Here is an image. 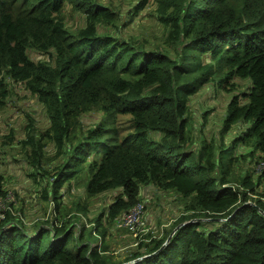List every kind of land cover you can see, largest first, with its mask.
I'll use <instances>...</instances> for the list:
<instances>
[{
	"label": "trees",
	"instance_id": "1",
	"mask_svg": "<svg viewBox=\"0 0 264 264\" xmlns=\"http://www.w3.org/2000/svg\"><path fill=\"white\" fill-rule=\"evenodd\" d=\"M145 2L127 13L101 0H0V105L20 82L48 120L37 137L25 127L26 160L56 178L52 195L79 179L91 205H101L92 211L79 199L73 218L32 226L6 209L0 264H264V196L253 198L257 182L237 171L264 159V0H155L151 15L164 35L155 47L124 35ZM242 79L248 87L231 94L220 124L210 108L191 112L204 85L233 92ZM150 183L184 196L182 214L157 236L117 228L126 247L116 254L115 222ZM108 190L113 200L96 203ZM82 213L87 223L77 225Z\"/></svg>",
	"mask_w": 264,
	"mask_h": 264
},
{
	"label": "rangeland",
	"instance_id": "2",
	"mask_svg": "<svg viewBox=\"0 0 264 264\" xmlns=\"http://www.w3.org/2000/svg\"><path fill=\"white\" fill-rule=\"evenodd\" d=\"M138 1L140 0H101V3L105 6L110 4L121 6L124 11L129 13L135 12L134 6L138 5ZM154 6L155 0H147V3L145 2L137 12L139 15H135L123 25L124 35L134 38L133 40L136 39V42L142 41L151 47L163 45L162 28L155 17L151 15ZM68 25L69 27H75L77 20L69 17ZM31 55L37 58L46 57V55L39 54ZM240 82L243 86L237 87L233 92H228L223 88L217 89L210 84L204 85L190 99L191 112H195L200 116L202 107L210 108V111L207 112L210 118H216L217 124H220L221 117L228 111L226 104L231 94L248 87L246 80L242 79ZM9 86L8 97L0 105V173L4 177V186L7 192V196L0 199V211L3 209L11 210L16 215L19 223L30 226L33 222L51 225L54 221L60 222V220H65L67 217L71 218L75 211L72 206L73 202L79 199L87 200L88 208L92 211L100 209V204L97 208L91 205L90 199L82 188L83 182L77 183L79 179L71 182V186H64L59 189V192L52 195L49 185L52 186L51 182L56 178L52 179L51 176L44 177L34 173L37 170L28 164L25 149L20 140L25 138L27 124H31L32 132L36 137L39 131L43 132L46 129L48 120L44 105L25 89L23 83L11 82ZM91 116L86 115L83 119L89 121ZM194 119L197 120L199 117L196 116ZM197 121L195 122L196 127H198ZM208 129L209 127H202L201 132L204 133ZM7 134H12V137L7 138ZM52 150L53 146L48 144L44 159L42 158L47 169H51L54 164L51 163ZM263 163L264 161L260 158L259 160L254 158V161L247 159L237 169L238 172H241L240 169H246L252 174L253 181L257 182L256 190L258 194L253 195V198L259 194L264 196V172L260 170V168L264 170ZM82 175H80V178ZM44 190H46L48 198L41 197ZM115 194L116 191L114 190L105 191L97 197L98 201L96 203H100L101 198H105L106 202L112 201ZM138 197L140 198L139 202L129 212L141 211L143 213L145 227L140 233L145 234L152 229L151 236L162 234L166 228L172 226L174 220L182 214L183 205L187 203L186 198L179 192L173 189H161L152 183L148 185L140 184ZM56 203L58 204L56 205ZM75 222L77 225H79L78 222L87 223L84 213L80 214L77 219L75 218ZM113 228L112 248L116 254H120L126 246L120 242L121 240L118 237L120 233L117 227L114 226Z\"/></svg>",
	"mask_w": 264,
	"mask_h": 264
},
{
	"label": "bare ground",
	"instance_id": "3",
	"mask_svg": "<svg viewBox=\"0 0 264 264\" xmlns=\"http://www.w3.org/2000/svg\"><path fill=\"white\" fill-rule=\"evenodd\" d=\"M135 205L133 207H131L128 211H125V212L121 213L120 216L117 218V220L115 222V225H116L117 228H127L129 231L133 232L134 234H141L140 232H142L144 230V227H145V222H144V219H143V213L141 211L140 212H136V214L141 218V220L144 222V224H143V222L142 223H137V222H133L132 223L131 221H128L127 218H124L127 213H130L129 211L131 209L135 208ZM5 210L6 209H3L2 211H0V219L3 217V214H4ZM126 223H128V224H126Z\"/></svg>",
	"mask_w": 264,
	"mask_h": 264
},
{
	"label": "water",
	"instance_id": "4",
	"mask_svg": "<svg viewBox=\"0 0 264 264\" xmlns=\"http://www.w3.org/2000/svg\"><path fill=\"white\" fill-rule=\"evenodd\" d=\"M246 203L251 204L250 201H246V202H244L243 204H246ZM237 210H238V207L235 208V209L233 210V212H232L228 217H226V218H224V219H228L229 217H231V216H232ZM217 219H219V220H223L222 218H217ZM189 221H190V220H189ZM186 222H188V221H186ZM183 223H185V222H180L179 224H177L176 226H174V228H173V229L169 232V234L167 235L165 241L160 245V247H159L156 251H158L159 249H161V248L164 247V245L170 240V238H171L172 234L175 232V230H176L178 227H180ZM153 253H154V252H152L151 254H153ZM129 262H130V261L125 262V263H123V264H128Z\"/></svg>",
	"mask_w": 264,
	"mask_h": 264
},
{
	"label": "built area",
	"instance_id": "5",
	"mask_svg": "<svg viewBox=\"0 0 264 264\" xmlns=\"http://www.w3.org/2000/svg\"><path fill=\"white\" fill-rule=\"evenodd\" d=\"M262 167L264 168V163H263ZM260 170L264 172V170L262 168H260ZM124 218H127L128 221H131L132 223L133 222H137V223H142L143 222L141 220V218L136 214V212L127 213ZM126 224H128V223H126Z\"/></svg>",
	"mask_w": 264,
	"mask_h": 264
}]
</instances>
